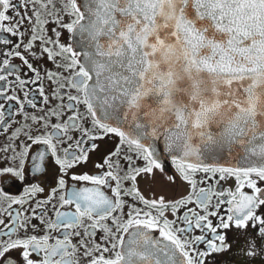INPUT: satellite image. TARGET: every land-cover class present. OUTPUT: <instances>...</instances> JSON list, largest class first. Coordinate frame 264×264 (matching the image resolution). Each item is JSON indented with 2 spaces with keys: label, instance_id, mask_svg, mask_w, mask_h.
Returning <instances> with one entry per match:
<instances>
[{
  "label": "snow or ice",
  "instance_id": "1",
  "mask_svg": "<svg viewBox=\"0 0 264 264\" xmlns=\"http://www.w3.org/2000/svg\"><path fill=\"white\" fill-rule=\"evenodd\" d=\"M0 181V264L264 241V0H0Z\"/></svg>",
  "mask_w": 264,
  "mask_h": 264
},
{
  "label": "flooded vegetation",
  "instance_id": "2",
  "mask_svg": "<svg viewBox=\"0 0 264 264\" xmlns=\"http://www.w3.org/2000/svg\"><path fill=\"white\" fill-rule=\"evenodd\" d=\"M93 162H99V157L94 156ZM2 183L3 181H0V184ZM39 183L45 186V194H47V192L51 190L54 181L51 180L50 174L48 177L41 179ZM146 188L147 184L142 182L141 189L147 197L148 192L146 191ZM16 191L17 189H13V192ZM251 232L252 230H250V233ZM227 239L229 241L230 251L228 253L217 255L215 260L211 261V264H264V254H261L264 252V241H260L254 236V234L245 237L243 234L232 231L227 234ZM249 241H251L252 244L257 245V255L251 258L246 255L247 250H249ZM16 255H19V253Z\"/></svg>",
  "mask_w": 264,
  "mask_h": 264
}]
</instances>
